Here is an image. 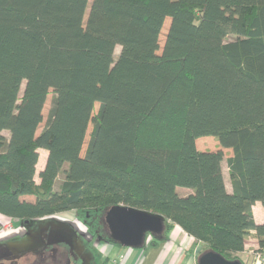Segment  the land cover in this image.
<instances>
[{
	"label": "trees",
	"instance_id": "1",
	"mask_svg": "<svg viewBox=\"0 0 264 264\" xmlns=\"http://www.w3.org/2000/svg\"><path fill=\"white\" fill-rule=\"evenodd\" d=\"M203 136L216 146L198 148ZM256 201L264 0H0V215L130 206L164 217L149 244L176 224L197 259L211 250L244 264L248 239L254 257L264 250Z\"/></svg>",
	"mask_w": 264,
	"mask_h": 264
},
{
	"label": "flooded vegetation",
	"instance_id": "2",
	"mask_svg": "<svg viewBox=\"0 0 264 264\" xmlns=\"http://www.w3.org/2000/svg\"><path fill=\"white\" fill-rule=\"evenodd\" d=\"M54 215L19 223L2 233L0 264H109L99 250L107 242L101 236L108 233L102 214L80 217L84 229Z\"/></svg>",
	"mask_w": 264,
	"mask_h": 264
},
{
	"label": "crops",
	"instance_id": "3",
	"mask_svg": "<svg viewBox=\"0 0 264 264\" xmlns=\"http://www.w3.org/2000/svg\"><path fill=\"white\" fill-rule=\"evenodd\" d=\"M227 188L230 187L227 185ZM252 214L255 222H264V206L260 202L252 205ZM145 241V245L136 248L107 241L99 246V250L113 264H199V243L176 224L169 227L166 238L158 243L152 245L149 244L150 239ZM254 248L255 241L248 239L245 249L239 254L244 264H264V250L261 258L254 257Z\"/></svg>",
	"mask_w": 264,
	"mask_h": 264
},
{
	"label": "water",
	"instance_id": "4",
	"mask_svg": "<svg viewBox=\"0 0 264 264\" xmlns=\"http://www.w3.org/2000/svg\"><path fill=\"white\" fill-rule=\"evenodd\" d=\"M108 226L110 242L127 247L142 246L146 234L162 231L164 217L158 213L144 211L130 206L115 205L103 211ZM199 264H242L239 260H229L217 252L208 250L198 257Z\"/></svg>",
	"mask_w": 264,
	"mask_h": 264
},
{
	"label": "rangeland",
	"instance_id": "5",
	"mask_svg": "<svg viewBox=\"0 0 264 264\" xmlns=\"http://www.w3.org/2000/svg\"><path fill=\"white\" fill-rule=\"evenodd\" d=\"M89 1L91 2V0H89ZM86 14H87V12H86ZM85 18H86V15L84 16V20H85ZM118 52H119V46H116L115 50H114V53L117 54ZM50 99H51V93H49L47 95V98H46V101H45V104H44V108H43V120H42V122L40 123V125L38 127V131L43 127V125L45 123L46 116H47V110H48L49 105H50ZM196 145H197L198 148H213L214 146H216V140L213 139L212 137H209V136H203V137H199L198 139H196ZM224 152H225L224 154H225V157H226L230 153V150L229 149H225ZM45 157H46V150L39 149V158H38V162H37V165H36V176H35V180L37 182L39 180L38 176H37V173L43 167V164L45 162ZM222 169L224 171L226 184L229 186L228 174H227V166H226L225 159L222 162ZM61 178H62V176L60 174L57 177V179H56V185L59 184V182L61 181ZM176 190H177V192L180 195H184V194L188 193L189 191H191L190 188L183 187V186H178L176 188ZM27 197H29V196H27ZM101 214H102L101 216L103 217V213H101ZM54 216H55V218H61V219H64V220H68L70 222L72 221L74 223L76 222V224H77V226L79 228L83 227V229H84V225H83L82 221L80 220V217L77 216L74 211L58 213L57 217H56V214ZM8 224H11L12 229H14V228H17V226L19 225V222L17 220H14V219L8 218L6 216L0 215V227H1L0 228L1 229L0 235H2V233H4L7 230L4 227L6 225H8ZM149 238L150 237L147 234L146 240H149ZM118 247H120V246H118ZM109 264H113V263L109 262Z\"/></svg>",
	"mask_w": 264,
	"mask_h": 264
},
{
	"label": "built area",
	"instance_id": "6",
	"mask_svg": "<svg viewBox=\"0 0 264 264\" xmlns=\"http://www.w3.org/2000/svg\"><path fill=\"white\" fill-rule=\"evenodd\" d=\"M56 217H57V214H56ZM4 228L7 229L6 231L12 230L11 224L6 225Z\"/></svg>",
	"mask_w": 264,
	"mask_h": 264
}]
</instances>
